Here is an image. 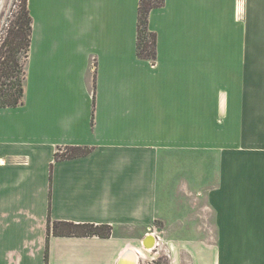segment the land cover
Masks as SVG:
<instances>
[{"label":"crops","instance_id":"0c3cea01","mask_svg":"<svg viewBox=\"0 0 264 264\" xmlns=\"http://www.w3.org/2000/svg\"><path fill=\"white\" fill-rule=\"evenodd\" d=\"M139 4L29 0L24 104L0 108V264L141 263L149 234L214 239L164 237L170 264H264V0H166L154 64ZM66 147L92 152L56 161Z\"/></svg>","mask_w":264,"mask_h":264},{"label":"trees","instance_id":"16d2710c","mask_svg":"<svg viewBox=\"0 0 264 264\" xmlns=\"http://www.w3.org/2000/svg\"><path fill=\"white\" fill-rule=\"evenodd\" d=\"M166 0H140L138 15L137 55L140 59L155 63L157 60V33L149 28L150 14L163 8ZM29 0H24L17 15L15 29L9 30L0 50V108H15L24 104L25 72L21 69L18 52H26L27 58L32 38V17L28 9ZM24 75V76H23ZM90 147H66L56 153V161L71 160L88 156ZM56 237H99L113 236V227L92 223L56 221L50 226Z\"/></svg>","mask_w":264,"mask_h":264},{"label":"rangeland","instance_id":"374dc122","mask_svg":"<svg viewBox=\"0 0 264 264\" xmlns=\"http://www.w3.org/2000/svg\"><path fill=\"white\" fill-rule=\"evenodd\" d=\"M24 0H0V50L1 46L5 41V38L8 35L9 30L15 29V22L17 15L20 11V7L23 5ZM17 56L19 57V63L21 69L25 72L27 56L26 52L21 51L18 52ZM24 76V75H23ZM200 221V220H199ZM203 228H214V221L212 214H208L207 222L203 220ZM206 224V226H205ZM206 239V240H214L211 238H206V236L202 237H188V235H161L160 244L156 247L157 250L146 249L145 248V257L142 258L141 263L139 264H170V259L167 256V252L165 250V241L166 239Z\"/></svg>","mask_w":264,"mask_h":264},{"label":"bare ground","instance_id":"6f19581e","mask_svg":"<svg viewBox=\"0 0 264 264\" xmlns=\"http://www.w3.org/2000/svg\"><path fill=\"white\" fill-rule=\"evenodd\" d=\"M146 239V238H145ZM157 244L156 240L154 239V237L148 239L147 243L144 244L143 246L146 249H153L155 245ZM127 251H133L132 253H130L129 255H126V257L124 258V260L122 261V264H138L139 261V254L137 253V251L135 249H128Z\"/></svg>","mask_w":264,"mask_h":264},{"label":"water","instance_id":"95a60500","mask_svg":"<svg viewBox=\"0 0 264 264\" xmlns=\"http://www.w3.org/2000/svg\"><path fill=\"white\" fill-rule=\"evenodd\" d=\"M152 237H154V235H152V234L147 235V236H146V239H145V241H144V244H146L147 241H148V239H150V238H152ZM154 239L156 240L155 237H154ZM156 242H157V240H156ZM155 246H156V245H155ZM154 249H155V247H154ZM132 252H133V251H126V252L124 253V255L122 256V258L120 259V261H119L118 264H122V261L124 260V258L126 257V255H129V254L132 253ZM139 261H140V258H139ZM139 261H138V264H139Z\"/></svg>","mask_w":264,"mask_h":264}]
</instances>
